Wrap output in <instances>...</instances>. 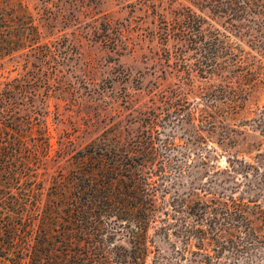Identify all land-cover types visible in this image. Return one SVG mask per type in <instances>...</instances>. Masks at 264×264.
<instances>
[{"label": "trees", "instance_id": "1", "mask_svg": "<svg viewBox=\"0 0 264 264\" xmlns=\"http://www.w3.org/2000/svg\"><path fill=\"white\" fill-rule=\"evenodd\" d=\"M60 2L38 0L31 8L23 0H0V66L22 67L0 76V264H169L166 249L177 264H215L228 248L264 245L263 199L252 190L238 192L237 186L215 194L205 188L201 195L195 188L180 207L183 218L180 210L165 208L170 174L151 117L127 140L102 137L69 151L72 140L59 139L54 148L50 98L64 88L61 67L69 57L68 37L59 40L58 34L70 23ZM174 2L182 7L160 0L145 11L160 19L152 35L167 59L190 77L193 55L203 57L209 75L224 69L219 57L225 42L203 13L235 26L264 23V0ZM199 119L213 134L219 128L224 151L231 136L217 112H201ZM232 132L242 137L238 152L228 154L229 165L217 172L247 176L264 164V142L245 130ZM51 162L57 170L49 174ZM176 233L183 236L182 248L172 245ZM162 236L170 246L161 244Z\"/></svg>", "mask_w": 264, "mask_h": 264}, {"label": "rangeland", "instance_id": "2", "mask_svg": "<svg viewBox=\"0 0 264 264\" xmlns=\"http://www.w3.org/2000/svg\"><path fill=\"white\" fill-rule=\"evenodd\" d=\"M23 1L33 8L38 0ZM63 1L60 3L70 23L58 34L59 40L64 34L68 37L65 43L69 57L61 67L64 88L50 98L47 121L54 148L59 147V139L72 140L69 151L102 137L127 140L151 117L170 174L169 204L165 208L172 214L176 208L180 210L177 216L183 218L180 207L195 188L203 195L205 188L217 194L238 186V192L252 190L264 204L263 163L260 169H250L247 176L237 174L232 178L217 172L229 165L228 154L238 152L237 142L242 141L232 129L245 130L264 142V23L245 21L243 26H235L203 13L212 25L210 29L217 28L225 42L219 57L224 69L217 76L209 75L205 73L209 65L200 60L203 57L193 55L189 59L193 63L190 77L183 66L176 67L174 59H167L159 39L152 35L158 30L154 20L161 22L145 10L160 0ZM165 3L175 9L182 7L174 0ZM166 16H173L172 10ZM14 68L10 63L0 66V76L22 71L21 66L17 71ZM214 111L231 136L224 151L219 128L213 134L211 126H204L199 119L201 112ZM197 126L203 129H199L203 138ZM257 152L253 150L248 160L253 161ZM49 166V174L57 170L55 162ZM190 205L193 208V202ZM175 224L181 228L180 222ZM171 239L177 248L184 246L180 233ZM161 244L170 246L164 236ZM193 250H198L197 246ZM219 256L221 261L215 264H264V245L248 246L242 251L228 248ZM164 259L169 264L178 262L168 249ZM182 263L190 264L184 259Z\"/></svg>", "mask_w": 264, "mask_h": 264}]
</instances>
